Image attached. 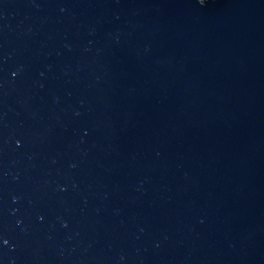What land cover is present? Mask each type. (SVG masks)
I'll return each mask as SVG.
<instances>
[{
  "label": "water",
  "instance_id": "obj_1",
  "mask_svg": "<svg viewBox=\"0 0 264 264\" xmlns=\"http://www.w3.org/2000/svg\"><path fill=\"white\" fill-rule=\"evenodd\" d=\"M0 264H264V0H0Z\"/></svg>",
  "mask_w": 264,
  "mask_h": 264
},
{
  "label": "clouds",
  "instance_id": "obj_2",
  "mask_svg": "<svg viewBox=\"0 0 264 264\" xmlns=\"http://www.w3.org/2000/svg\"><path fill=\"white\" fill-rule=\"evenodd\" d=\"M199 3H200V4H203V3H204V0H199Z\"/></svg>",
  "mask_w": 264,
  "mask_h": 264
}]
</instances>
